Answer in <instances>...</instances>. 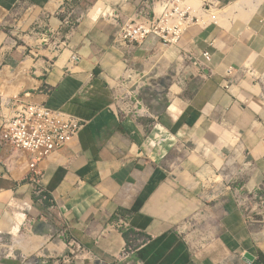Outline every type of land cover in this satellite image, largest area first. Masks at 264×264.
I'll return each mask as SVG.
<instances>
[{
	"label": "crops",
	"instance_id": "crops-1",
	"mask_svg": "<svg viewBox=\"0 0 264 264\" xmlns=\"http://www.w3.org/2000/svg\"><path fill=\"white\" fill-rule=\"evenodd\" d=\"M192 3L171 101L136 118L120 83L166 48L121 42L141 0H0V127L16 99L85 122L35 172L0 146V264H264V0Z\"/></svg>",
	"mask_w": 264,
	"mask_h": 264
},
{
	"label": "built area",
	"instance_id": "built-area-1",
	"mask_svg": "<svg viewBox=\"0 0 264 264\" xmlns=\"http://www.w3.org/2000/svg\"><path fill=\"white\" fill-rule=\"evenodd\" d=\"M139 11L146 21L133 22L125 25L121 30L122 43L134 45L143 42L150 36L161 39L165 47H176L185 32L200 21L193 11L186 6L187 0H141ZM204 58L209 61L210 54ZM136 73L133 67H128L126 77L120 83L122 86L131 82ZM231 75V71L228 73ZM229 88V86L227 87ZM136 96L139 93H135ZM128 96V95H126ZM132 113L136 118L146 117L150 110L140 99L134 96ZM17 101V111L12 117H5L0 127V146L10 147L25 157L30 168L35 172L38 164L60 148L71 143L84 127L85 122L61 110H55L39 104H25ZM21 142L32 143V151H21ZM34 146H46L47 157L35 160ZM259 202L264 206V196H259ZM121 226L126 227V223ZM4 236L0 233V245L5 247ZM127 252V251H126ZM126 254V253H125ZM34 264V263H30ZM45 264V263H41Z\"/></svg>",
	"mask_w": 264,
	"mask_h": 264
},
{
	"label": "rangeland",
	"instance_id": "rangeland-1",
	"mask_svg": "<svg viewBox=\"0 0 264 264\" xmlns=\"http://www.w3.org/2000/svg\"><path fill=\"white\" fill-rule=\"evenodd\" d=\"M188 8H196L192 0L186 1ZM202 5V3H200ZM211 5L207 4L204 10L207 11ZM26 11L18 17L25 16ZM18 20V19H17ZM177 47V46H176ZM176 47H166L158 57L152 58L150 62L151 69L143 72L139 67L131 80L130 90L127 98L134 100V96L140 99L149 110L159 112L171 101L173 90L172 87L177 85L182 76V65L185 63L183 58H178L175 52ZM155 56V55H152ZM139 93L138 96L135 93ZM130 247L134 248L136 243L130 242Z\"/></svg>",
	"mask_w": 264,
	"mask_h": 264
},
{
	"label": "bare ground",
	"instance_id": "bare-ground-1",
	"mask_svg": "<svg viewBox=\"0 0 264 264\" xmlns=\"http://www.w3.org/2000/svg\"><path fill=\"white\" fill-rule=\"evenodd\" d=\"M21 151H32V143L21 142ZM33 155H35V160L46 159V157H47L46 146H34L33 147Z\"/></svg>",
	"mask_w": 264,
	"mask_h": 264
},
{
	"label": "water",
	"instance_id": "water-1",
	"mask_svg": "<svg viewBox=\"0 0 264 264\" xmlns=\"http://www.w3.org/2000/svg\"><path fill=\"white\" fill-rule=\"evenodd\" d=\"M245 258H246V260H248L250 262H253L254 261V257L251 256L250 254L245 255Z\"/></svg>",
	"mask_w": 264,
	"mask_h": 264
},
{
	"label": "trees",
	"instance_id": "trees-1",
	"mask_svg": "<svg viewBox=\"0 0 264 264\" xmlns=\"http://www.w3.org/2000/svg\"><path fill=\"white\" fill-rule=\"evenodd\" d=\"M124 237L126 238V240L129 242V236L127 233H124Z\"/></svg>",
	"mask_w": 264,
	"mask_h": 264
}]
</instances>
